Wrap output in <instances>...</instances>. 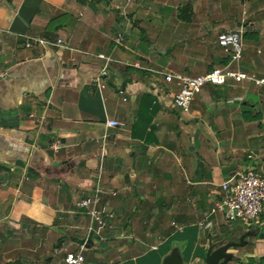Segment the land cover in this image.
I'll list each match as a JSON object with an SVG mask.
<instances>
[{
  "label": "crops",
  "instance_id": "crops-1",
  "mask_svg": "<svg viewBox=\"0 0 264 264\" xmlns=\"http://www.w3.org/2000/svg\"><path fill=\"white\" fill-rule=\"evenodd\" d=\"M236 30L264 39V0H0V264H64L81 246L83 264H137L138 245L159 252L154 264L174 248L194 264L227 243L203 231L223 219L209 214L222 182L264 177V92L205 85L178 112L165 75L228 66L216 39ZM250 45L243 59L264 78ZM94 195L113 216L99 234L76 207ZM232 223L264 234V206ZM245 245L259 263L264 237Z\"/></svg>",
  "mask_w": 264,
  "mask_h": 264
},
{
  "label": "built area",
  "instance_id": "built-area-1",
  "mask_svg": "<svg viewBox=\"0 0 264 264\" xmlns=\"http://www.w3.org/2000/svg\"><path fill=\"white\" fill-rule=\"evenodd\" d=\"M40 44L42 40L36 39ZM60 43V40H58ZM217 46L222 50L228 62L238 63L243 59L244 46L242 44L241 31H225L217 35ZM27 46H29L27 44ZM99 57L103 58L102 55ZM228 80L241 82L251 81L256 87L264 89L263 77H251L238 70H229L228 67H214L202 75L184 76L181 74H166L165 81L174 83L177 92L172 96V105L174 108L184 113L189 112L191 101L195 94L199 93L205 85L223 86ZM107 126L117 127L118 122L108 120ZM55 149H57L55 147ZM220 199L215 201L209 210V214H220L227 222H241L250 224L256 221L264 205V177L252 170L241 172L235 178L226 180L220 184ZM99 192V191H97ZM99 198H82L76 202V207L82 209L90 219L89 232L96 234L107 226V219L113 218L104 211L97 209ZM208 214V213H207ZM204 223H199L203 227ZM84 246L80 247L78 253H68L64 258V264H83L84 256L82 254Z\"/></svg>",
  "mask_w": 264,
  "mask_h": 264
},
{
  "label": "rangeland",
  "instance_id": "rangeland-1",
  "mask_svg": "<svg viewBox=\"0 0 264 264\" xmlns=\"http://www.w3.org/2000/svg\"><path fill=\"white\" fill-rule=\"evenodd\" d=\"M237 31H241L242 44L244 47L247 44H251L248 51L253 55V57H255L257 59H261V58L264 59V39L260 40V38H258L259 41H257L256 39H255V41L254 40L252 41V40H250V37L252 36L251 34H249L248 32H247V34H244V32L242 30H237ZM253 38H256V36H253ZM161 43H162V40H160V44ZM216 48H217V51L219 52L217 44H216ZM192 49H194V48H192ZM257 50H260V52H262V54H257L256 53ZM220 53H222V51ZM258 66H259L258 62H255L254 64H252V62H249L246 58V59H242L238 63L228 62L227 67L229 70H238V71L248 72L247 74L249 76H252V73H253L252 69L254 67L256 69V68H258ZM262 71L263 70H260L258 72H262ZM162 74H163V72H160L159 75H162ZM173 74H175V73L173 72ZM256 74H259V73H256ZM184 75H186V74H184ZM159 79L161 80V83H163V76L159 77ZM248 82L250 83V85L253 84L250 81H248ZM230 83H231V81H228L226 86H228ZM256 88H258V87H256ZM258 89L261 90L260 93L264 92L263 88H258ZM252 91H254V89H252ZM196 96H198V93L194 95L192 100H194V98ZM263 102H264V100H263ZM191 103H192V101H191ZM259 108H261V107H259ZM262 109L263 110H260V112L261 111L264 112V105L262 106ZM175 110H177L178 112L179 111L182 112L179 109H175ZM260 115H262V113H260ZM211 218L212 219L208 220L209 221L208 228L204 229V231H203V235L205 234V237L203 238V242H207L209 239L216 241V242L217 241H226V242H238L239 241L240 237H239L238 233H240V230H243V229H241L239 223H230V222L224 221V219H220L218 217H211ZM238 226H239V228H237ZM104 229L101 230V232L104 231ZM165 229H166V234H168V235L169 234L175 235L176 233L180 232V230H178L174 227H170L168 224V220H167V223L165 224ZM236 231H238V233ZM93 233L96 234V228H94ZM164 237H166V236L165 235L162 236L161 240ZM115 242H116V244H111V246L108 248L109 250L119 247L118 246L119 244L117 243L118 240H115ZM178 242L179 243H178V245L176 244V247L182 248V246H180V245H183L184 243L181 242L180 240ZM132 250L141 254V256H140L141 261L139 260L137 264H150V263L154 264V260L156 259V257L159 254V252H153L152 250H150V247L147 245H144V246L138 245V246L132 248ZM182 251L184 252V250H182ZM230 251L235 254V257L233 259H231L227 264H251L252 260H250L249 258H252L253 260L255 258H257V257L254 258V256H252L253 254L251 253V251L249 252L250 254L247 253L249 251V248L247 247V245L242 246V247L231 248ZM106 253L107 254L109 253L108 250H104V254H106ZM113 253H115V251H113ZM85 254H86V251L83 252V255H85ZM247 254H249L248 257H246ZM126 256L120 255L118 258V262L119 263L121 262L120 264H131V260L128 261V259H126ZM204 256H205V252H204ZM88 259H90V257H88ZM245 260H246V262H245ZM184 263L187 264L188 262L184 261ZM203 263H204V258H202V257L197 258L194 261V264H203ZM104 264H107L105 259H104ZM255 264H258V263H255Z\"/></svg>",
  "mask_w": 264,
  "mask_h": 264
},
{
  "label": "water",
  "instance_id": "water-1",
  "mask_svg": "<svg viewBox=\"0 0 264 264\" xmlns=\"http://www.w3.org/2000/svg\"><path fill=\"white\" fill-rule=\"evenodd\" d=\"M254 236L262 238L264 234L259 232V228H255L245 232L239 238L238 242L211 243L207 248L204 264H227L235 257V254L230 252V249L244 246L246 244V238ZM161 264H184V262L179 250L174 248L162 260Z\"/></svg>",
  "mask_w": 264,
  "mask_h": 264
},
{
  "label": "trees",
  "instance_id": "trees-1",
  "mask_svg": "<svg viewBox=\"0 0 264 264\" xmlns=\"http://www.w3.org/2000/svg\"><path fill=\"white\" fill-rule=\"evenodd\" d=\"M251 261V264H255L254 260L252 258H249ZM258 264H264V257L260 258V261Z\"/></svg>",
  "mask_w": 264,
  "mask_h": 264
}]
</instances>
